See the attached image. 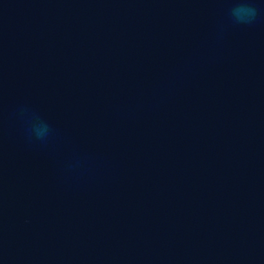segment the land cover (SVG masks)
<instances>
[{"label": "water", "instance_id": "95a60500", "mask_svg": "<svg viewBox=\"0 0 264 264\" xmlns=\"http://www.w3.org/2000/svg\"><path fill=\"white\" fill-rule=\"evenodd\" d=\"M0 264H264V0H0Z\"/></svg>", "mask_w": 264, "mask_h": 264}, {"label": "clouds", "instance_id": "9594fccd", "mask_svg": "<svg viewBox=\"0 0 264 264\" xmlns=\"http://www.w3.org/2000/svg\"><path fill=\"white\" fill-rule=\"evenodd\" d=\"M232 14L237 22H250L256 15V9L248 3H241L232 10ZM33 131L37 137L43 138L48 134L49 128L46 124H41L35 126Z\"/></svg>", "mask_w": 264, "mask_h": 264}]
</instances>
